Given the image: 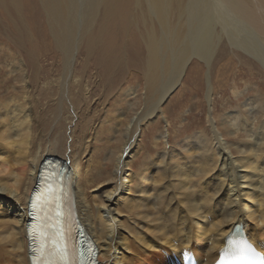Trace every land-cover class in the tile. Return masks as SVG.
Returning <instances> with one entry per match:
<instances>
[{
  "label": "bare ground",
  "instance_id": "1",
  "mask_svg": "<svg viewBox=\"0 0 264 264\" xmlns=\"http://www.w3.org/2000/svg\"><path fill=\"white\" fill-rule=\"evenodd\" d=\"M39 2L62 61L59 75L46 81L41 75V82L39 62L38 75L34 71L31 78V66L15 55L8 63L11 74L0 81V136L8 133L0 139V264H46L31 252L29 205L49 158L71 176V201L65 207L73 224L81 226L96 264H172L163 251L180 258L185 249L200 264H211L233 228L244 229L264 247V227L251 219L264 221V98L253 97L226 114L211 112L208 129L184 138L180 148L169 145L168 129L175 123L164 108L194 58L210 66L223 34L233 48L264 67V0H135L133 10L145 25L151 23L144 44L143 104L139 111L114 105L107 121L110 98L93 96L95 87L84 69L77 72V62L83 41L93 39L95 24L100 20L104 27L117 17L123 0ZM0 3L16 11L25 4ZM90 39L87 44L93 43ZM95 44L86 50V66ZM103 60L108 68L119 61ZM11 81L17 85L8 86ZM207 81L209 102L213 86L208 76ZM116 96L128 97L124 91ZM160 118L167 127L154 145L165 138L164 151L144 152L140 138ZM104 121L110 124L107 132L114 129L117 135L111 153L95 149ZM95 162L102 164L101 171L90 169ZM37 248L40 255L43 247Z\"/></svg>",
  "mask_w": 264,
  "mask_h": 264
},
{
  "label": "rangeland",
  "instance_id": "2",
  "mask_svg": "<svg viewBox=\"0 0 264 264\" xmlns=\"http://www.w3.org/2000/svg\"><path fill=\"white\" fill-rule=\"evenodd\" d=\"M134 1L135 0H123L118 16L111 19L104 27L100 26V20L98 24H95V29H93L94 34L93 37H91L93 41L89 39L93 43L96 42V44L94 43L96 47L94 46L88 66H86V60L94 45L93 43L87 44L89 39L83 41L82 48L78 55L77 72L82 73L84 70L87 72V82L95 87L93 88V96L100 100L102 98L101 101H103L104 96L106 98L108 95L109 97L107 96V99L110 98L108 99V104L105 102L106 109L108 106L107 110H109H106L107 115H104L103 120L105 121L111 117L110 115H112L114 107L117 105H119L117 106L118 108H120L122 104L124 109L129 108L131 110V108H134L139 111L143 104L141 98L144 94L142 73L144 71L143 62H145L144 59H146L145 40L149 32L148 29L150 30L151 28V23L148 22L146 25L144 24L142 21L143 19L140 18V13L134 11ZM24 2V8L22 7L20 11H16V9L10 5L7 9H3V5L1 6L0 3V81L7 77L6 75H8V72L11 74L9 71L11 70L9 64L12 62V56L15 55H17V57L20 56L26 61L28 69L31 66L29 69L30 76L33 75L34 71L37 74L36 70L39 69L35 68L37 62H39L43 68V70L42 68L39 70L40 74L37 75L38 77L42 75L41 77L44 81L50 80L51 77L58 76L60 72L62 56L56 49L47 24L46 15L41 11L39 0H24ZM135 15H137L135 21L132 22V18ZM222 37L210 66L206 67L198 59L194 58L189 64L181 83L165 103L164 108L167 109L166 116L170 121L175 123L172 125L173 128L169 127L168 129L169 131L171 130L168 135H171L169 145L173 146L172 148H180L179 145L184 138L187 139L194 133L203 132L204 129L207 130L209 126L207 120L211 112L215 111L217 114L224 112V114H226L228 110L230 112L232 109L246 104L253 97L260 99L262 97L264 98V67L247 54L233 48L225 34H223ZM103 59L109 61L116 59L119 61L114 62L115 65L113 68H108V65L103 63L105 62ZM83 63L84 65L82 68ZM45 69L50 70L45 71ZM55 72H58V74ZM49 75L53 76L50 77ZM33 76H31V78ZM207 76L213 86L209 102H207V98L205 97L208 88ZM41 77L39 79L41 82H44ZM32 82L34 85L35 80L33 79ZM97 84L99 85L97 86ZM7 85L16 86L17 84L11 81ZM95 89L98 92H96ZM234 90L238 91L239 95L237 97L234 95ZM119 91L126 92L128 97H125L126 99L124 96L123 99L122 97H117L116 94H118ZM132 92H134V94H132ZM103 94L105 95L103 96ZM19 95L21 94H17V97H19ZM40 96L41 98L43 97L42 93L38 94L37 98L40 99ZM137 102H139L140 105ZM122 107L121 109H123ZM105 121L97 132L98 140L95 143V149L99 153L109 151L111 153L116 149L117 135L114 134V129L111 133L107 132L110 124L108 125ZM156 123L157 124L150 127L140 138L141 143H139V146L145 148L144 152L153 151V154H158L164 151L166 139H160L157 145H154V140L156 136L158 137L160 133L162 134L166 130L164 129L167 127L166 122L160 118ZM178 142L179 144L176 145L175 143ZM98 152H95V154ZM141 161L142 157L137 160V165L135 161V166L138 167ZM106 164L108 165L107 168L109 167L108 169L111 170L112 164H108V162ZM101 166L102 164L95 162L90 165V169L94 172L101 171ZM93 180L95 181L94 176Z\"/></svg>",
  "mask_w": 264,
  "mask_h": 264
},
{
  "label": "snow or ice",
  "instance_id": "3",
  "mask_svg": "<svg viewBox=\"0 0 264 264\" xmlns=\"http://www.w3.org/2000/svg\"><path fill=\"white\" fill-rule=\"evenodd\" d=\"M37 195H39V193ZM31 209L33 211V214H35L37 211V203L35 201L31 204ZM32 232L33 235L36 234L35 227H33ZM225 255L228 254L226 253ZM231 255L233 257L232 259L221 260V264H251L248 256L246 255L244 247H234L232 249Z\"/></svg>",
  "mask_w": 264,
  "mask_h": 264
},
{
  "label": "clouds",
  "instance_id": "4",
  "mask_svg": "<svg viewBox=\"0 0 264 264\" xmlns=\"http://www.w3.org/2000/svg\"><path fill=\"white\" fill-rule=\"evenodd\" d=\"M8 136V133L7 132H4L2 136H0V139H4L5 137ZM252 220H254L258 225L264 227V221H261V220H256L255 217H252L251 218Z\"/></svg>",
  "mask_w": 264,
  "mask_h": 264
}]
</instances>
